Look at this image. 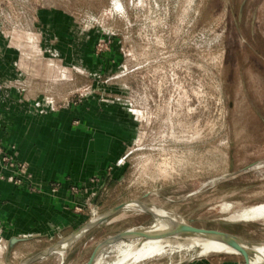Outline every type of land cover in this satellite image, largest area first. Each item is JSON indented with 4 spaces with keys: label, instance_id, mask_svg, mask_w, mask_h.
Here are the masks:
<instances>
[{
    "label": "rangeland",
    "instance_id": "rangeland-1",
    "mask_svg": "<svg viewBox=\"0 0 264 264\" xmlns=\"http://www.w3.org/2000/svg\"><path fill=\"white\" fill-rule=\"evenodd\" d=\"M41 22L60 28L56 37L69 48L76 43L79 65L64 67L41 49ZM0 29L22 53L19 73L33 97L59 110L109 90L110 101L127 107L134 138L115 163L119 181L84 212L153 204L193 227L264 245L263 223H232L221 209L264 204V0H0ZM153 222L122 211L87 232L69 264ZM113 246L100 253L105 262ZM223 257L175 251L142 264Z\"/></svg>",
    "mask_w": 264,
    "mask_h": 264
},
{
    "label": "crops",
    "instance_id": "crops-1",
    "mask_svg": "<svg viewBox=\"0 0 264 264\" xmlns=\"http://www.w3.org/2000/svg\"><path fill=\"white\" fill-rule=\"evenodd\" d=\"M36 29L41 49L62 66L81 63L76 43L69 48L56 37L60 28L41 22ZM21 56L0 29V264H7L14 240L10 262L23 264L87 225L92 217L83 208L90 201L97 204L119 181L115 163L134 138L127 107L110 101L109 90L102 98L93 96L59 110L45 95H30L19 73ZM21 164L27 166L25 175L19 172ZM83 236L70 244L64 258L53 253L33 264H69ZM222 259L223 264L244 263L237 257Z\"/></svg>",
    "mask_w": 264,
    "mask_h": 264
},
{
    "label": "bare ground",
    "instance_id": "bare-ground-1",
    "mask_svg": "<svg viewBox=\"0 0 264 264\" xmlns=\"http://www.w3.org/2000/svg\"><path fill=\"white\" fill-rule=\"evenodd\" d=\"M221 209L225 213H230L226 220L232 223L260 222L264 224V204L244 207L234 212H231L233 205L230 204L223 205ZM125 210H135L143 213L152 212L154 222L152 226L146 228V231L147 233H155L158 235L149 237L145 232H141L130 236L128 240L121 241L112 247L116 252V255L111 262H105V258L99 254L96 257L94 264H142L149 260H159V258L172 254L175 251H195L197 252L198 257H208L211 254H238L228 245L203 235L190 233H164L171 230L175 224L187 223L183 220L178 221L175 216L153 204L146 205L140 202H129L126 204ZM81 234L78 238L82 236ZM71 243L72 241L63 243L56 250L61 258H64ZM238 243L241 246L246 259L245 264H263L264 245L245 243L242 241H239Z\"/></svg>",
    "mask_w": 264,
    "mask_h": 264
},
{
    "label": "water",
    "instance_id": "water-1",
    "mask_svg": "<svg viewBox=\"0 0 264 264\" xmlns=\"http://www.w3.org/2000/svg\"><path fill=\"white\" fill-rule=\"evenodd\" d=\"M126 204L127 203H123L121 205H118L112 209H110L109 211H107L106 213L100 215L99 217H97L96 219L91 220L87 225H85L82 229H80L79 231H77V233H75L71 238L63 241L62 243L55 245L53 247H51L49 250L42 252L30 259H28L27 261H25L23 264H33L36 261H39L43 258H46L48 256H50L53 253H57V249L63 244V243H67L69 241H76L78 239V237L80 236V234L83 236L85 235L87 232H89L90 230L94 229L95 227L99 226L100 224L108 221L109 219H111L112 217H114L116 214L125 211L126 208ZM149 213L152 217L153 214L152 212H147ZM149 226H140V227H136V228H131V229H127L124 230L114 236H111L103 241H101L100 243H98L96 245V247L93 249L90 257L88 258V260L84 263V264H93L96 257L105 249L121 242V241H125L128 240V238L130 236H133L135 234H139L141 232H145L149 237L151 236H157L158 234H151V233H147L146 228H148ZM164 233H190V234H199V235H203L205 237H208L210 239L216 240L218 242L224 243L226 245H228L230 248L234 249L238 254H222L225 256L226 259L228 258H239L240 261L245 262V257L244 254L242 252V248L239 245V241L241 242L240 239H238L236 236L231 235L229 233H225V232H221V231H215V230H207V229H200V228H196L193 227L191 225L188 224H183V223H179V224H175V226H173V228L167 232ZM15 240L12 241L9 245L8 251L6 253V262L7 264H11L10 262V257H11V250L13 247Z\"/></svg>",
    "mask_w": 264,
    "mask_h": 264
},
{
    "label": "built area",
    "instance_id": "built-area-1",
    "mask_svg": "<svg viewBox=\"0 0 264 264\" xmlns=\"http://www.w3.org/2000/svg\"><path fill=\"white\" fill-rule=\"evenodd\" d=\"M7 163L9 164V167L10 168H15L16 167V165L14 163H11V162H7ZM26 167L27 166L24 165V164L18 165L19 172L22 173V174H24V172L26 170ZM17 180H18L17 182H20L21 179H17ZM97 217H99L98 212L93 211L92 212V219L91 220H93V219H95Z\"/></svg>",
    "mask_w": 264,
    "mask_h": 264
}]
</instances>
